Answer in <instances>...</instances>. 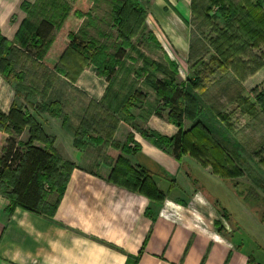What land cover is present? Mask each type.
I'll list each match as a JSON object with an SVG mask.
<instances>
[{
	"label": "crops",
	"instance_id": "0c3cea01",
	"mask_svg": "<svg viewBox=\"0 0 264 264\" xmlns=\"http://www.w3.org/2000/svg\"><path fill=\"white\" fill-rule=\"evenodd\" d=\"M137 1L146 11L147 29L132 38L133 49L125 48L114 76L107 80L97 74L77 48L67 47L57 66L50 68L20 43H30L32 25L39 21L58 24L73 0H0V35L13 42L10 57L18 73L14 83L0 75V112L7 114L14 103L29 113L49 137L53 149L74 164L52 215L21 206L10 210L9 200L0 194V264H127L135 259L134 264H264V219L248 202L253 196H239L242 184L247 183L244 178L248 177H244L243 169L251 167L243 155L245 149L249 147L260 154L256 166L264 162V112L259 111L252 119L243 116L242 124L246 125L241 124L239 130L232 124L231 115L228 117L231 129L225 128L240 144V161L234 160L229 149H224L223 154L227 168L240 170L238 177L222 178L214 173L210 157L204 161L185 155L178 161L169 150L145 139L139 129L167 137L177 132V127L164 118L167 109L156 94L155 79L165 76L141 73L136 79L132 66L124 61L126 57L151 56L166 67L168 58L176 63L175 58H187L191 43L186 21L191 15V0ZM23 3L31 10L22 9ZM102 4L110 5L109 17L99 13ZM111 7L110 0H93L89 14L80 18L73 32L78 33L82 27L79 35L83 40L88 36L91 39L86 42L96 40L112 54L119 39ZM90 15L94 20L91 28ZM23 24L25 30L19 32ZM109 25L114 29L107 32ZM102 29L107 32L104 37L111 41L97 38ZM57 31L53 26L48 38H54ZM93 32L98 36L94 37ZM40 73L47 76L44 85ZM120 82L126 86L123 90ZM41 84L46 95L38 89ZM232 101L224 102L221 112L228 114L227 106ZM54 103L60 106L58 115L40 109V105ZM157 108L163 118L155 114ZM191 125L190 120H183L185 130ZM248 127L251 128L245 130ZM109 129L114 130L113 138L120 143L131 135L137 148L128 149L126 158L157 176L155 185L164 193L162 203L156 204L92 169L112 168L120 153L117 149L102 152L98 144L88 142L89 135L106 136ZM76 131L82 132L81 148L74 146ZM16 138L19 143L27 142L28 128ZM32 143L45 148L41 140ZM253 182L257 187L255 176ZM191 202L196 205L194 208ZM216 222L233 228L224 234Z\"/></svg>",
	"mask_w": 264,
	"mask_h": 264
},
{
	"label": "trees",
	"instance_id": "16d2710c",
	"mask_svg": "<svg viewBox=\"0 0 264 264\" xmlns=\"http://www.w3.org/2000/svg\"><path fill=\"white\" fill-rule=\"evenodd\" d=\"M92 1L73 0V5L68 10L66 9L58 24L55 25L50 20H41L32 25L30 43L27 44V40H21L20 43L26 51L40 58L48 67L55 68L56 63L67 47L81 50L84 46V40L78 33L73 32V27L78 24L81 17L89 14ZM110 1L112 3L111 17L116 26V39H119V43H114L115 52L112 54L105 45H103L104 47H98L97 52L94 54L88 53L89 56L99 59L102 55L104 56L101 61L99 60V63H95V67L97 72L105 76L107 80L112 79L114 76L118 61L125 55V48L133 49L132 38L142 34L147 29L145 23L146 11L139 5L137 0ZM211 1L215 4L218 2V0ZM193 5L194 0H191V11L194 15ZM21 8L25 11L31 10L30 6L25 3L21 4ZM220 8H222V14L226 18L240 15L241 18L238 20L237 27L248 39L264 38V13L261 0H238L237 2L230 0L227 8L221 5ZM53 26L58 31L54 38H48ZM22 30H25L24 24L21 25L19 32H22ZM65 33L67 34L66 38L64 37ZM222 33L224 34V32ZM224 35L226 36V34ZM150 38L156 42L151 34ZM89 42V46H96L95 43ZM230 46L231 44L228 43V47L233 51L238 49ZM86 51L85 54H87ZM106 52H109L110 55L107 56ZM12 54L13 42L0 35V65L2 67L0 74L10 81L11 78H14L13 80L18 79L10 57ZM96 58L95 61H97ZM186 84L187 86L178 85L167 78L155 79L156 94L162 101L163 108L167 109L165 117L160 108L155 109V114L174 124L177 127L176 134L167 137L154 131L139 129V132L155 146L168 149L178 161L181 160L184 153L200 160H202L201 156L203 154L208 153V157H212L214 173L222 178H229L234 175L236 177L241 176L236 168H227L225 165L226 158L224 155L221 156L224 149H229L234 160L240 161L237 153L240 144L234 142L227 128H221L219 121L213 120V117L202 111L200 104L197 105L194 101V108H192V101L202 100V98L194 93L193 87L197 86L196 82L188 78ZM252 93L255 95L260 108L264 110V82L254 87ZM135 94L137 95V93ZM53 114H56V112ZM187 114L191 117L192 125L189 129L184 130L183 120L187 118ZM0 127L5 128L4 131L0 132V194L9 200L10 210L15 206H21L52 215L61 199L74 164L63 159L53 149L49 137L43 133L39 124L29 113L14 103L10 106L7 114L0 112ZM25 128H28L29 139L25 143H19L16 136L20 135ZM77 139L75 135L74 146L80 148L83 143L80 142L82 145H79ZM33 140L43 141L45 148L33 145ZM169 145L170 147L167 148ZM115 146H118V144ZM214 147L217 150L222 149V151L219 150L216 156L211 153ZM137 168L135 169L119 157L113 167L112 175L107 178L129 190L144 194L151 200H163L164 193L155 185L152 180V173L142 166L138 165ZM116 174L124 175L127 179L120 180L116 177ZM253 176L257 178L256 186L264 190L258 173H253ZM48 181L54 191L52 202H48L44 191V183ZM247 195L257 198L258 194L250 191ZM239 196L244 199L242 194H239ZM213 205L219 212H223L217 203L213 202ZM261 218L264 219V217ZM221 230L222 227H219V231ZM134 261L127 264H134Z\"/></svg>",
	"mask_w": 264,
	"mask_h": 264
},
{
	"label": "rangeland",
	"instance_id": "374dc122",
	"mask_svg": "<svg viewBox=\"0 0 264 264\" xmlns=\"http://www.w3.org/2000/svg\"><path fill=\"white\" fill-rule=\"evenodd\" d=\"M229 1L230 0H218V2L215 4L212 3L211 0H194V5H193L194 15L191 11L190 18L186 21L189 22L186 24V27L187 29H189L190 32L189 38L191 43L189 49V55L187 58H183V60L182 59L178 60L177 58L174 57L178 63H176L174 59L168 58L166 67L162 63L158 64L155 61H153L152 60L153 57L151 56L146 57L144 55L136 56L135 58L126 57L124 62L132 66L130 70L135 72L132 74L137 77L136 79H138V75H140L141 73L145 74V76L161 74L165 76L163 77V79L167 78L173 80V82L178 85L187 86L186 84L187 77H189L190 80L196 82L197 84V86L193 87L194 93L196 94V96L202 98V100H193L192 108H194V101L197 105L200 104L202 107V111L206 112L208 116L213 117V120L216 119L217 121H219L222 129L225 126L228 129L230 128L228 117L229 115H231L232 124H236V128L239 130V126H241L242 124L241 118L243 116L245 118L248 117L252 119V117L254 118L256 113H258L259 111L260 112L264 111L263 109L260 108V105L256 101L255 95L252 93V89L254 87L264 82V71H263L264 70V38H256L255 40L248 39V37L244 35L237 27L238 20L239 18H241L240 15L230 16L229 18L223 16L222 8H220V5L223 6L224 8H227ZM231 1L237 2L238 0H231ZM261 3H262V10L264 13V7H263L264 0H261ZM98 8L100 14H104V16L109 17L108 13L110 10V5L102 4ZM94 13L96 12L94 11ZM93 21L94 20H92L90 15V17H88L89 28H91L90 24L93 23ZM86 22H84L85 24L84 26H86ZM81 28L78 29V34H82ZM113 29L114 28L109 25V27L106 30L107 32H109L112 31ZM106 30L102 29V31H100V33L98 34L99 36L95 34V32H93V35L94 37L98 36L97 38L100 39L105 36ZM222 32H224V34H226L228 38H226V36ZM88 39L91 38L87 36L86 40ZM86 40H84L83 43L84 46L82 47L81 51L84 53L87 50L86 51L87 54L85 53L82 54L85 58H87L88 63L95 67V63H99L104 58V56L102 55L99 59L93 56L92 57L89 56L88 53L94 54L97 52L96 49L98 47L100 46L104 47V46L102 44H99L98 41L93 40L91 41V43H95L96 46L92 47L89 46L90 42L88 41L86 42ZM104 40H105L104 42H106L107 39L104 37ZM107 41H111V40L109 39ZM228 43L231 44L232 47L238 49H236L235 51L231 50L228 47ZM108 53L106 52L107 56L110 55ZM95 58L97 59V61H95ZM0 63H1V58H0ZM1 70L2 67L0 65V72ZM57 70L59 71L60 69L57 67ZM259 70L261 71L258 72ZM180 71L181 73H179ZM262 71L263 73H261ZM58 73L61 74L60 72ZM46 74L47 72L44 75ZM97 74L99 73L97 72ZM181 75L184 78L181 79L182 81H180V78H182ZM40 76L42 77V83L44 85V80H48L47 76H43L42 73H40ZM177 78L179 79V81L177 80ZM13 79L14 78H11V81L10 80L9 81L11 83L17 81ZM70 80L73 81V79ZM118 84L120 86L124 85V83L121 82ZM43 85L41 84L40 88L38 89L42 90L45 94L46 92L44 91V89H42ZM123 87L126 86L125 85L122 86L121 90L124 89ZM14 90L15 92L17 91L16 89ZM131 90L132 88L130 87L128 92L130 93ZM120 96L121 93L119 92V98ZM17 98L18 96L15 98V100H17ZM70 98L74 100L73 97ZM41 100H48V99H41ZM229 100H233L234 102L232 101L231 105L227 106L228 114H225L221 112V110L224 107L223 103ZM88 107L90 109L92 108V105H89ZM40 109L50 114L56 112V115H58L59 113H61L60 106H57V104L55 103L50 105L48 104L40 105ZM75 117L76 119H78L77 116ZM61 118L64 121L66 120L64 115L61 116ZM190 118L191 117L187 114L186 119L191 120ZM132 124L135 126V122H133ZM135 128L138 127L135 126ZM250 128L251 127L245 128V130ZM4 130H5L4 127L2 128L0 127V132ZM112 132H114V130L109 129L106 136L104 135L101 137L99 136L92 137L91 134L87 138L88 142L98 144L102 152H107L106 150H111V149H117L118 151H120L118 157L116 158V160H114L115 163H113V167L117 163V159L120 157L124 161H126L129 165L133 166L135 169H138L137 168L138 165L132 164L126 158L128 154L127 148L130 151L135 150L137 148L136 144L131 142V135L128 134V136L126 137V141L124 143H120L119 141L117 142L115 138H113ZM81 133L82 132L80 131H76V136L78 138L77 140L79 145H82L80 143L81 138H83V136H80ZM115 142L118 144V146H115L117 145ZM128 142H130V144L127 147L126 143ZM169 147L170 145L167 146V148ZM258 149H260V147H258ZM219 150L222 151V149L217 150L214 147V149L211 152L212 155L216 156L219 153ZM185 155L189 156L188 153H184L182 156ZM222 155L224 154H221V156ZM243 155L246 156V159L248 158V160H250L249 163L251 164V167L250 169H246V170L243 169V172L245 173L244 177H247V174L248 177L244 178L247 183L242 184L243 187L241 194L245 198H248L249 196H251V195H247L250 191H254L255 193H257L258 194L257 198L250 197L251 199L248 198V202L251 203L253 207L257 208V210H259L261 217H264V190L261 189V187L260 188L255 187V185L253 184L254 183L253 173H258L259 179L263 183V188H264V162L261 163L259 166H256V163L258 161L257 158L260 156V154L259 153L255 154L254 149L253 152L250 151L249 147L245 149ZM201 158L204 161H209L208 159H210L208 158V153L203 154ZM122 165L123 163L121 164V166ZM113 167L109 169H102L98 166V167H92V169L94 171H98L99 173L102 174L104 173L107 176H111L113 173ZM116 177H118V179L120 180L127 179V177L121 174L119 175L116 174ZM156 177L157 176L152 175V180L154 181V183ZM233 177H236V175H234ZM44 191L47 196L48 202H52L54 196L52 195V193L54 191L49 181L44 183ZM163 201L164 199L160 201L153 200V202L154 203L156 202V204H158L159 202L162 203ZM183 203H185L186 205V202ZM191 206L194 208L196 205L192 203ZM216 223H217L216 224L217 227H222L221 232L224 234H229L230 230L233 228L231 226L230 228L225 223L221 224L222 226H219L220 224L218 222ZM228 227H229V231H226V228Z\"/></svg>",
	"mask_w": 264,
	"mask_h": 264
}]
</instances>
